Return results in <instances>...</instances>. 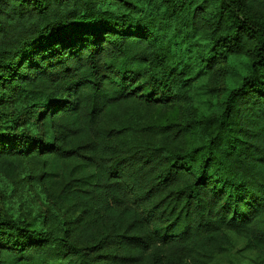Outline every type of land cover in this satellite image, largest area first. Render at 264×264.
<instances>
[{
    "label": "trees",
    "instance_id": "trees-1",
    "mask_svg": "<svg viewBox=\"0 0 264 264\" xmlns=\"http://www.w3.org/2000/svg\"><path fill=\"white\" fill-rule=\"evenodd\" d=\"M25 162L76 215L0 208V264H212L229 233L264 264V0H0V171Z\"/></svg>",
    "mask_w": 264,
    "mask_h": 264
},
{
    "label": "rangeland",
    "instance_id": "rangeland-1",
    "mask_svg": "<svg viewBox=\"0 0 264 264\" xmlns=\"http://www.w3.org/2000/svg\"><path fill=\"white\" fill-rule=\"evenodd\" d=\"M193 54V53H192ZM230 76L223 79L222 85L231 86L240 74H245V59L236 57L230 60ZM195 91L193 93V103L195 112L207 114L213 111L217 104L213 89H207L208 79L197 78L195 80ZM22 178L25 185H22L19 177H12L0 171V208L14 217L26 216L29 218L37 215L46 216L54 221L57 217L62 221H69L75 217V213L66 207L58 209L50 204L49 196L42 186L31 184L32 166L25 162L23 164ZM30 175V176H29ZM52 206V207H50ZM212 264H257L255 255L245 248L243 237L234 233L228 234L227 250L216 258Z\"/></svg>",
    "mask_w": 264,
    "mask_h": 264
}]
</instances>
